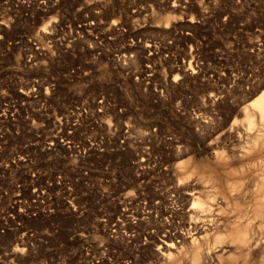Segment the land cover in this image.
<instances>
[{
  "label": "rangeland",
  "instance_id": "1",
  "mask_svg": "<svg viewBox=\"0 0 264 264\" xmlns=\"http://www.w3.org/2000/svg\"><path fill=\"white\" fill-rule=\"evenodd\" d=\"M262 87L264 0H0V102L55 97L77 145L76 212L16 215L33 246L1 235L0 264L240 262L231 234L261 236L264 141L248 137L246 112ZM10 190L0 167V225ZM194 220L208 228L195 244Z\"/></svg>",
  "mask_w": 264,
  "mask_h": 264
},
{
  "label": "bare ground",
  "instance_id": "2",
  "mask_svg": "<svg viewBox=\"0 0 264 264\" xmlns=\"http://www.w3.org/2000/svg\"><path fill=\"white\" fill-rule=\"evenodd\" d=\"M192 48L190 46V51ZM55 100V97L50 96L10 95L0 102V167L6 170L7 179L10 178L11 182V222L0 225V236L9 231L15 232V238L20 240L21 244L18 245L16 241L14 245L21 252L33 246L32 242L29 244L28 241L37 231L16 215L22 218L42 215L47 218L52 213H59L58 206L61 207L62 213L76 212L77 187L76 178L72 174L77 148L75 129L71 124L62 126L63 115L57 111ZM250 104L253 112L246 110V118L247 126L253 130L248 131V137L252 142L259 141L262 137L263 143L264 87L260 88ZM3 122L6 128H2ZM115 134L118 142L108 148L114 151L115 148L120 150V130L109 128L105 133L107 138H114ZM106 148L101 147L99 151L102 152ZM59 158L65 160L63 165L59 163ZM95 180L100 184L109 181L103 176L96 177ZM103 189L100 190L99 187L98 194L108 196V190L105 187ZM186 193L192 194L190 191ZM194 202L198 209L204 212L205 217L211 215V206L205 200L195 197ZM261 215V236L250 229V225L238 227L231 234L230 239L236 241L240 248L237 251L245 252L240 262L237 263L235 259V264H264V209ZM197 221L187 235L193 244L208 235V228L201 224L202 222L199 223L201 225H196ZM57 230V225L52 222L41 228L39 233L46 237L55 234ZM227 235L220 234L218 237L225 239ZM40 242L45 243V240L40 239ZM165 244L166 251L161 253L170 258L173 253L169 248L173 244L166 241ZM190 262L198 264L197 251L193 252Z\"/></svg>",
  "mask_w": 264,
  "mask_h": 264
}]
</instances>
